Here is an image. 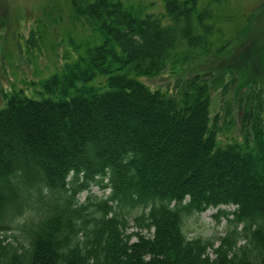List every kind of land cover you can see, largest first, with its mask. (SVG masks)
Instances as JSON below:
<instances>
[{"label":"trees","instance_id":"trees-1","mask_svg":"<svg viewBox=\"0 0 264 264\" xmlns=\"http://www.w3.org/2000/svg\"><path fill=\"white\" fill-rule=\"evenodd\" d=\"M68 1L101 41L43 82L49 97L4 94L0 264H264V114L242 141L221 144L211 117L220 76L203 71L221 33L214 4L227 0H164L163 14ZM256 8L264 15V2ZM219 41L217 53L229 42ZM170 66L191 71L172 92L138 79ZM98 76L100 88L87 85ZM94 185L110 192L80 204ZM210 208L234 227L216 240L189 237L185 220ZM15 227L23 240L10 239Z\"/></svg>","mask_w":264,"mask_h":264},{"label":"rangeland","instance_id":"rangeland-1","mask_svg":"<svg viewBox=\"0 0 264 264\" xmlns=\"http://www.w3.org/2000/svg\"><path fill=\"white\" fill-rule=\"evenodd\" d=\"M123 1L128 6H144L143 14L165 12L164 0ZM206 2L200 0V5ZM263 2L227 0L214 4L221 33L213 37V52L208 61L203 62V71L212 73L210 79L220 76L221 85L212 93L211 117L214 120L218 116L216 121L222 128L218 137L223 145L242 141L253 116L264 114V15L256 8ZM250 16L254 25L251 32L241 36V40L236 39V34ZM96 31L74 18L68 0H0V108L5 102L4 94L14 88H22L27 95L37 99L49 97L43 92V82L60 72L67 62L85 56L89 46L100 43L101 37ZM219 40L229 42L217 53ZM190 74L188 66L184 69L170 66L160 75L140 76L138 79L153 90L172 92L177 78ZM103 81V76H98L87 85L100 88ZM227 105L232 108V116L224 121ZM252 109L255 113L250 115ZM109 192L110 189L94 185L91 190L79 194V203L100 201ZM221 208L233 210L235 206ZM94 209L90 205L87 211ZM218 212V208H210L201 215L188 217L184 224L186 234L191 238L214 240L226 235L234 224L223 214L215 216ZM30 214L21 217L18 223L22 225ZM24 235L22 229L15 227L10 239L23 240ZM81 237L84 238L83 233Z\"/></svg>","mask_w":264,"mask_h":264}]
</instances>
